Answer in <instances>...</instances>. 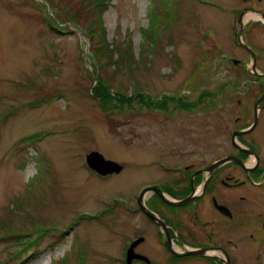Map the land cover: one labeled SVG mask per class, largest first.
Returning a JSON list of instances; mask_svg holds the SVG:
<instances>
[{
    "label": "rangeland",
    "instance_id": "374dc122",
    "mask_svg": "<svg viewBox=\"0 0 264 264\" xmlns=\"http://www.w3.org/2000/svg\"><path fill=\"white\" fill-rule=\"evenodd\" d=\"M219 3L0 0V264H113L125 190L214 136Z\"/></svg>",
    "mask_w": 264,
    "mask_h": 264
},
{
    "label": "flooded vegetation",
    "instance_id": "af4514ba",
    "mask_svg": "<svg viewBox=\"0 0 264 264\" xmlns=\"http://www.w3.org/2000/svg\"><path fill=\"white\" fill-rule=\"evenodd\" d=\"M218 6L232 46L214 136L190 137L165 173L125 190L113 264H264V0Z\"/></svg>",
    "mask_w": 264,
    "mask_h": 264
},
{
    "label": "water",
    "instance_id": "95a60500",
    "mask_svg": "<svg viewBox=\"0 0 264 264\" xmlns=\"http://www.w3.org/2000/svg\"><path fill=\"white\" fill-rule=\"evenodd\" d=\"M85 162L89 169L101 176L118 173L122 169L117 161L106 159L99 151L92 150L85 155Z\"/></svg>",
    "mask_w": 264,
    "mask_h": 264
},
{
    "label": "trees",
    "instance_id": "16d2710c",
    "mask_svg": "<svg viewBox=\"0 0 264 264\" xmlns=\"http://www.w3.org/2000/svg\"><path fill=\"white\" fill-rule=\"evenodd\" d=\"M98 3H99V0H86L87 6L92 8V9L96 8ZM95 32H96V29H95ZM92 36H93V33H92V35L90 37V39L93 40V48L98 51V46L100 47V46H102L105 43H104L103 40H102V43L100 41H98V46H97L96 45V38L94 36L93 37ZM99 54L97 55V60H98L97 62H99V65H101V55L102 54H100V56H99ZM101 97H103V98L97 97V99L101 102L102 106H104V105H106V104H108L110 102V98H109V95L107 93L102 95Z\"/></svg>",
    "mask_w": 264,
    "mask_h": 264
}]
</instances>
